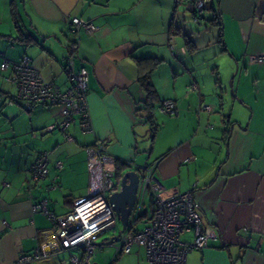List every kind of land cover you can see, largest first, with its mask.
Segmentation results:
<instances>
[{
    "label": "crops",
    "instance_id": "obj_1",
    "mask_svg": "<svg viewBox=\"0 0 264 264\" xmlns=\"http://www.w3.org/2000/svg\"><path fill=\"white\" fill-rule=\"evenodd\" d=\"M209 2L195 16L187 0H0V64L27 56L61 89L71 85L64 69L70 19L97 26L77 35L74 58V68L87 71L88 130L77 118L63 130L57 105L9 103L12 69L0 67V264H15L50 232L45 215L32 211L36 202L46 199L62 216L86 194V148L97 140L107 141L114 177L151 165L164 196L193 192L203 227L216 237L190 250L184 264H264V63L250 62L264 52V0ZM145 61L146 69L155 63L151 98L137 80ZM165 99L175 102L176 116L158 111ZM203 103L212 110L195 112ZM41 152L48 175L32 183L29 169ZM54 178L58 186L49 189ZM180 238L190 242L192 232ZM101 248L99 264H150L143 245L127 254L115 248L116 260Z\"/></svg>",
    "mask_w": 264,
    "mask_h": 264
},
{
    "label": "built area",
    "instance_id": "obj_2",
    "mask_svg": "<svg viewBox=\"0 0 264 264\" xmlns=\"http://www.w3.org/2000/svg\"><path fill=\"white\" fill-rule=\"evenodd\" d=\"M206 0H188L187 6L197 13L206 8ZM72 31L76 36L80 31L94 33L97 26L92 21L79 17L70 19ZM173 49L172 38L169 39ZM74 50L64 60V69L71 85L61 89L54 81L45 79L39 70L24 56L18 62L4 60L0 67H11L10 82L16 88L15 97L9 103L19 100L30 109L38 103L59 106L60 127H65L75 118L81 129H90L89 111L86 102L87 71L84 67L74 68L73 54L79 39H74ZM250 62L264 63V52L251 55ZM211 106L200 104L195 112H210ZM160 113L176 116L178 108L171 99L163 100L158 106ZM50 128H53L51 126ZM67 140L72 137L64 133ZM106 140H97L94 146L87 147L88 187L84 196L73 201L72 208L62 216H56L47 209L46 199L32 206L33 212H41L50 221V232L45 233L41 244L30 254H22L15 264H27L43 260L54 254H66L59 259V264H91L97 254V239L115 227L117 215L109 196L120 190L114 180V160L107 154ZM189 161L190 158L185 159ZM57 170L62 169V161L55 162ZM30 181L36 183L48 175V157L45 152L37 155L30 169ZM153 166L143 165L138 168L139 185L135 202L129 215L128 223L120 232L116 253L127 254L133 245H143L150 264H184L186 254L193 249L202 250L210 239L216 237L213 229H205L197 210L193 192H184L164 196L163 185L153 176ZM58 186L57 179L50 181L48 188ZM152 195V209L149 218L138 229L142 220L145 200ZM115 230H113L114 232ZM185 231H191L193 238L183 242L180 238Z\"/></svg>",
    "mask_w": 264,
    "mask_h": 264
},
{
    "label": "water",
    "instance_id": "obj_3",
    "mask_svg": "<svg viewBox=\"0 0 264 264\" xmlns=\"http://www.w3.org/2000/svg\"><path fill=\"white\" fill-rule=\"evenodd\" d=\"M139 185V175L137 171H126L120 179V190L112 193L109 196V201L114 204V210L121 223L119 233L110 239H105L101 242H96L97 246L112 245L120 240V232L124 230L128 223L131 209L135 202L137 188ZM91 264H99L94 261Z\"/></svg>",
    "mask_w": 264,
    "mask_h": 264
},
{
    "label": "trees",
    "instance_id": "obj_4",
    "mask_svg": "<svg viewBox=\"0 0 264 264\" xmlns=\"http://www.w3.org/2000/svg\"><path fill=\"white\" fill-rule=\"evenodd\" d=\"M206 1H207V2H206V8H207L208 6L211 7V3L209 2V0H206ZM187 2H188V0H187ZM206 8H205V9H206ZM205 9H204V10H205ZM192 12H194L195 16H196L197 14L202 13V11H201L200 13H197V12H195V11H192ZM196 19H197V18H196ZM70 26H71V25H70ZM71 29H72V27H71ZM70 31H71V30H70ZM71 36H72V38H70L69 43L66 45V47H67V54H66V56L64 57V60H65V58L70 54V52L74 50V45H75L74 39L77 38V36H76V34H74L73 31H71ZM77 47H78V46H77ZM76 55H77V48L75 49V52H74V54H73V59L76 57ZM146 63H147L146 61H145V62H142V63H139V75H138V79H137V80H138V82H139V84H140L142 90L144 91L145 96H146L147 98H151V96H152L153 93H154V89H153V86H152V84H151V82H150V77H149V75H150V72H151L152 66H153L155 63H153L152 66L149 67L148 69H146V66H147ZM38 104H41V103H38ZM146 106H148V107H147V108H144V110L148 109V108L150 107V104H148V105H146ZM145 118H146V119L148 120V122L150 123V131H151V134H153V133L155 132L156 128H157V124H154V122H153V120H152V114L150 113V114L147 115ZM116 176H117V177H120V174L117 172V173H116ZM142 217H143V214H142ZM116 259H117V256H115V257L113 258V260H116Z\"/></svg>",
    "mask_w": 264,
    "mask_h": 264
},
{
    "label": "rangeland",
    "instance_id": "obj_5",
    "mask_svg": "<svg viewBox=\"0 0 264 264\" xmlns=\"http://www.w3.org/2000/svg\"><path fill=\"white\" fill-rule=\"evenodd\" d=\"M228 85L230 86V84H228ZM120 178H121V176H120V177H117V176H116V177H114V180H115L116 182H119ZM141 227H142V222L139 221V222L137 223V228L140 229ZM120 229H121V223H120L119 219H117V220H116L115 227L112 228V229H110L109 231H107L105 234L101 235V236L97 239L96 242H101V241H103V240H105V239H107V240L110 239L111 237L117 235V234L119 233ZM113 230H115V231L113 232ZM117 244H118V242H115V243L112 244V245L102 246L101 249H102V250L104 249L105 252L110 251V259H111V257H114V255H115V247L117 246ZM98 252H99V251H98ZM98 252H97V254H98ZM102 253H103V252L101 251V252L99 253V255L96 254V256H95V261L99 259L98 256H100V254L102 255ZM103 254H104V253H103ZM65 256H66V254H54V255L51 256V263H52V264H56V261L58 262V261H59V258H62V257H65ZM108 262H109V261H108ZM58 264H59V263H58Z\"/></svg>",
    "mask_w": 264,
    "mask_h": 264
},
{
    "label": "clouds",
    "instance_id": "obj_6",
    "mask_svg": "<svg viewBox=\"0 0 264 264\" xmlns=\"http://www.w3.org/2000/svg\"><path fill=\"white\" fill-rule=\"evenodd\" d=\"M96 243V242H95ZM98 247V246H97ZM115 257V256H114Z\"/></svg>",
    "mask_w": 264,
    "mask_h": 264
}]
</instances>
